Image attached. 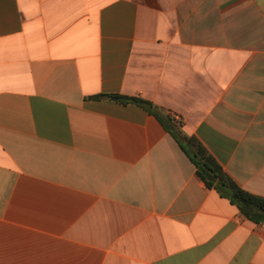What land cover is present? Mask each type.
<instances>
[{"label":"crops","instance_id":"crops-1","mask_svg":"<svg viewBox=\"0 0 264 264\" xmlns=\"http://www.w3.org/2000/svg\"><path fill=\"white\" fill-rule=\"evenodd\" d=\"M101 94L264 197V0H0V264H264V224Z\"/></svg>","mask_w":264,"mask_h":264},{"label":"trees","instance_id":"trees-1","mask_svg":"<svg viewBox=\"0 0 264 264\" xmlns=\"http://www.w3.org/2000/svg\"><path fill=\"white\" fill-rule=\"evenodd\" d=\"M103 97L121 103H137L154 114L189 156L196 167L198 177L205 183L206 187L214 189L221 197L228 199L251 222L264 224V197L254 195L243 189L197 137L182 133L170 115L164 116L151 102L140 98L118 94L96 96V98Z\"/></svg>","mask_w":264,"mask_h":264}]
</instances>
